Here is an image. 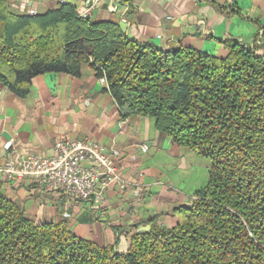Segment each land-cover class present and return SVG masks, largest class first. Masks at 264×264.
<instances>
[{
	"label": "trees",
	"instance_id": "1",
	"mask_svg": "<svg viewBox=\"0 0 264 264\" xmlns=\"http://www.w3.org/2000/svg\"><path fill=\"white\" fill-rule=\"evenodd\" d=\"M225 46V59L162 50L68 2L40 16L0 0V81L10 92L24 99L36 77H79L88 64L106 77L124 119L154 118L212 162L208 186L178 209L179 224L151 219L126 252L81 239L66 223L37 224L0 189V264H264V54Z\"/></svg>",
	"mask_w": 264,
	"mask_h": 264
},
{
	"label": "crops",
	"instance_id": "2",
	"mask_svg": "<svg viewBox=\"0 0 264 264\" xmlns=\"http://www.w3.org/2000/svg\"><path fill=\"white\" fill-rule=\"evenodd\" d=\"M80 16L120 23L128 37L162 50L185 48L219 59L237 41L264 54V0H67ZM11 12L45 15L62 0H6ZM0 167L11 156H52L58 136L94 142L122 153L128 188L112 185L103 204H82L47 193L30 180L0 177L3 195L37 224L66 223L79 238L126 252L134 232L177 226L178 209L191 205L209 184L212 162L160 132L156 121L123 118L108 85L84 64L81 75L49 73L33 79L22 99L0 81ZM87 102V103H86ZM16 141V151L6 144ZM148 145V152L142 146ZM139 194V196H136ZM70 218H65V215Z\"/></svg>",
	"mask_w": 264,
	"mask_h": 264
},
{
	"label": "built area",
	"instance_id": "3",
	"mask_svg": "<svg viewBox=\"0 0 264 264\" xmlns=\"http://www.w3.org/2000/svg\"><path fill=\"white\" fill-rule=\"evenodd\" d=\"M66 3L67 0H62V4ZM29 15L36 13L31 11ZM99 80L108 85L106 77ZM16 146V141L11 140L5 149L15 152ZM148 150V145L142 146L143 152ZM121 157L122 153L117 149L72 140L68 134H62L57 138L52 156L29 154L18 160L9 156L0 167V177L7 181L30 180L44 192L62 194L72 202L103 204L112 185L123 189L129 186L120 173Z\"/></svg>",
	"mask_w": 264,
	"mask_h": 264
}]
</instances>
